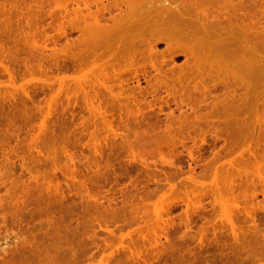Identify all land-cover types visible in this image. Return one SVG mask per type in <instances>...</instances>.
<instances>
[{
    "label": "rangeland",
    "instance_id": "rangeland-1",
    "mask_svg": "<svg viewBox=\"0 0 264 264\" xmlns=\"http://www.w3.org/2000/svg\"><path fill=\"white\" fill-rule=\"evenodd\" d=\"M2 1L3 3H1ZM9 1L10 0H0V6L4 7V9L3 7L2 9L0 8V49H6V52H4L5 54L3 53V50L2 54L0 55H4V60H2V62L5 63L0 64V264H264V240H262L264 238V192L262 191L264 190V185L261 184V182L257 179V176L260 177V175L256 174V176L254 174V172L256 173L255 170L259 168H256L255 165L259 166L258 163L262 161V158L260 157H264V152H262V150L264 151V146L261 145L262 143L255 144L254 142H251L250 149L251 151L253 150L252 152H247L246 150L244 151V148L241 151V148L238 147L240 144L237 147L236 145L231 146V149H229L230 146L227 147V143L226 148L228 149H226L223 146H225L224 144L227 142L225 135L227 136L228 129L225 131L226 129L221 127V130L217 131L207 130L206 133L204 132L205 134H196L197 131H193L191 128L192 130L190 129V131L193 132H190V135L184 134L185 137L182 136V133L180 132L182 136L180 137V140L187 142H185L187 144L186 148H184L186 144L185 146L183 144L184 147L181 146L182 144H179L180 146L177 145V147L173 148H167L165 145H162L161 149H154L155 146H151L150 144L147 145L146 141L148 137L145 136H149L150 133H153L149 129L150 127H147L149 122L150 124L151 122L155 124V122L161 120L160 128H162L158 129H160V132L162 130V134L157 128L156 129L161 134V136L163 135V129L165 128L163 123L165 122L164 124H167L165 114L170 112V109L167 107V105H165L166 103L164 101H170L171 107L174 109V116H178L181 114V111L185 112L186 110L188 112L186 111L185 113L190 114V117L194 116L192 115L193 112L189 107H195L196 104L194 105V102H196V98L197 100L198 97L204 98V94L199 96V93L194 91L196 95L194 96L192 91L194 89L192 86H190L191 101L190 103L188 101L187 103H189V105L183 106L181 110L175 108L176 106H174V103H172V99L170 98V100L167 97V90L165 91L164 88L159 90V93L156 94L157 96H155V98L149 94H147V96L141 95L140 97L136 93V103L139 102L142 107L143 111L141 112V118L142 120L144 119L146 124L144 121H139L142 125L140 124L138 127L134 121L135 119H133V115H131L127 120L124 117L127 123L129 122L128 129L130 131L128 132V129L124 128L125 123L122 127V124L118 122L114 124L115 127L113 126V128L118 131L117 134L119 133L117 136H115L113 131L111 132V129L107 128V126L101 121L100 117H95L94 119L93 114H91L87 108L89 107L90 109V101H93L92 98L95 100L97 94L100 97L104 92L100 83H98L99 85H97V83L94 85L93 83V87L90 85L92 84L93 79L96 77L98 79V76L101 75V73H99L100 75H96V71H93L94 68L95 70L98 68L97 72L100 70L103 74L102 67L99 69V64L102 65L101 62L103 63L109 56L104 58V61L102 58V60L100 59L98 62H95L97 58L92 59L91 57H88L89 55H85L84 59H86V57L91 59H87L86 62L82 61L83 63L79 61L77 62L79 64H76V58L79 55L82 57L84 53L86 54V50L84 51V47L82 45V36L79 34V28L72 26L73 24L70 23V19L73 16L71 17L68 14L69 22L67 18V20L61 18V11H64L65 8L67 10L69 9L68 11L70 12L71 10L74 11V9L77 8V0H65V3L63 2V4H61L62 2L58 3L61 5V8L55 3V0H53L54 2L52 0H45L44 7H47V13L51 14L55 8L58 10L60 9V11L55 9L53 12V17L46 16L47 13L46 15L44 14V17H42L44 20L41 18L42 21H39V25H37L36 28L32 26L36 24V17L34 18L33 16L35 13H37L35 11L36 6L39 4L37 0H22L23 2L11 0L12 4ZM34 3H36V6ZM75 6L76 8L71 9V7ZM94 9L96 10V7H94ZM94 9L92 8V10ZM28 17H31V19ZM27 18L28 20L34 21L35 24L32 22L29 25L32 28L26 27V25L28 26V24L25 23L28 21H26ZM51 18H54V20ZM18 21L19 24H17ZM8 22L9 25H7ZM48 22L51 23L49 24ZM74 27L77 31L74 29ZM24 29L25 31L27 30L32 33V36L34 32V37L32 38L30 33V35L25 34V36H23L25 33V31L23 32ZM43 29H46L47 31H44ZM40 31L43 35L40 33ZM62 31H64L67 36H63ZM36 34L40 37H38ZM26 35L28 36L26 37ZM60 35L62 36L60 37ZM51 36H54V40L51 39ZM28 37L29 39H34H30L31 42H37L35 43L38 47H40L39 50L37 47H35V44L34 47L32 45L29 46L26 44L25 41H27L26 38ZM76 37L78 40L81 39V42L75 40ZM20 38L21 40H24L25 38V43L22 41L24 44L20 42ZM46 42H48V45ZM45 44L47 45L46 47ZM164 45L165 44L163 43L159 44L157 49L160 51L165 49ZM28 46L33 48L34 51L31 48L28 50ZM15 49L18 51L16 52ZM43 49L45 51L41 52ZM56 50H58V52ZM80 50L82 51L83 55ZM61 51L62 53H60ZM15 52L17 54H15ZM13 57L18 60H14ZM166 57L169 61L168 57L170 56L166 54ZM160 58L161 57L159 56L158 60ZM0 59L2 58L0 57ZM73 59H76V61H73ZM184 60L185 59L183 56L177 57L176 63L181 64L184 62ZM72 62L75 63L73 64ZM120 63L121 64L118 66L117 64L115 66L118 68H116L118 72H120L121 69L122 72L125 68V65H123L122 62ZM4 65L8 66L11 73L6 72L7 70L4 69ZM32 65H34L33 67H35V70L37 69L36 71H33ZM54 65L58 67L55 68ZM72 65L75 68H73ZM79 65L82 67H79ZM2 66L4 67L2 68ZM25 66L28 68H25ZM29 67H32V70H30ZM126 67L128 66L126 65ZM79 68L82 69L80 70ZM89 68L92 69L91 72H95L94 78L90 77V75L93 76V74L90 73ZM128 68L125 69L127 73L130 69ZM24 69V73L21 72ZM125 70L123 73L124 78H128L125 76L128 75L126 74ZM26 71H29L30 73L27 72L28 74H26ZM24 74H26V76H24ZM13 75L15 77H13ZM48 75H50V78ZM9 77H12V80ZM37 77L40 78L37 79ZM101 77H103V75H101ZM87 79H89V81H87ZM97 79L96 82H98ZM74 81H76V84L79 82L78 86H83L82 88H84L87 93L86 91L85 94L82 92H77L74 95L75 88L79 90L78 87L74 86ZM61 82L62 85H60ZM70 83L73 87H71V89L69 88ZM132 83H130V87H133L134 85L135 87L137 86L136 81H133ZM140 83L141 87L145 90V87H147V82H145V80L142 78ZM51 84H53V86ZM110 84H113V82H110ZM55 88L59 91L56 92ZM136 90L138 91V89ZM70 91L72 93H69ZM52 92L54 93L52 94ZM59 92L60 94H58ZM56 95L57 97L54 100H58L54 101L55 103H53L52 98H54ZM207 97H211L210 93L207 95ZM156 98L158 99V102L155 100ZM187 98L188 96H186L185 99L188 100ZM151 100H155L154 106L152 105L153 102L151 103ZM123 101L126 102V99H121L120 102H113L118 108V105L120 107L122 106L121 103ZM145 101L146 103H143ZM52 103L54 105H52ZM86 103L89 105H85ZM94 104L96 105L97 101ZM144 104L145 106H142ZM146 104H148V106ZM150 104L151 106H149ZM44 107H46V109H44ZM159 107L164 109L163 113H159ZM130 108L135 110L134 105H131ZM118 109H116L117 111L114 116L117 117V119L121 114ZM48 110L50 111L51 115L45 116ZM122 115L125 116V113L123 112ZM44 116L47 117L45 118L46 120L44 119ZM88 118H93V121L89 120ZM141 118L139 120H141ZM157 118L159 119L156 121ZM43 120L46 121L45 126H47V128L44 126V129L42 128L41 130ZM95 120L97 121L95 122ZM174 125L177 129V123H174L173 126ZM130 126L132 128H130ZM258 126L259 125L256 124L257 128ZM259 128L261 129V127ZM124 130L126 131L124 132ZM194 130H196V128H194ZM222 130L224 131L222 132ZM257 130L255 129V134H258ZM218 131L220 133H217ZM262 131L264 134V127ZM120 132L128 133V135H126L127 138L126 136L124 137V133L123 136H121ZM177 132H179V129H177ZM177 132L174 133L175 136ZM185 132L186 131L184 130V133ZM225 132L227 133L225 134ZM230 133L231 130L229 129V134ZM259 133H261V137L263 138L264 135L262 132L260 131ZM191 134L192 136L195 135L197 138L195 137L196 139H194ZM164 135L162 137H164ZM214 135H218V137ZM138 136L143 137L139 138ZM178 136L180 135L178 134ZM201 139L206 140V144L202 143ZM195 140H197V142ZM137 141L140 143H137ZM196 143L197 145L195 146ZM253 144L260 146L262 149L260 150L259 147H255ZM128 145H133L131 150H129L127 147ZM54 146L57 147L58 150L54 149ZM146 148L149 152L145 151ZM46 149L54 152L52 153L54 155L50 153L52 156H47L49 153L45 151ZM189 150H193V159H191V156L187 154L190 152ZM133 151L134 153L132 154ZM215 151L218 152L215 153ZM157 153H160L161 155H158ZM178 154L181 156H178ZM163 155H165V157H163ZM253 156L255 160H259L257 161V164H252L255 161ZM70 157L72 158L71 160ZM205 157L206 159H204ZM238 157L240 160L238 159L236 161ZM166 158L167 162L165 161ZM205 162L207 164H205ZM249 162L252 163L249 164ZM262 162L264 163V161ZM166 163L172 166L169 168ZM212 164H214L213 167L211 166ZM260 166H262L261 163ZM245 167H249L248 170H246L247 168ZM211 168L212 170H210ZM263 168L264 165L262 168L260 167V171ZM249 169H253L254 172H252L253 170L250 171ZM246 171H248V173ZM241 174H244L245 176ZM262 174H264V169L261 175ZM165 175L170 179L165 180ZM231 176L234 178V181L230 179ZM91 177H95L96 184L94 183L95 180H92ZM251 177H253V179H251ZM221 178L227 182H230V180L234 182V184L231 182L232 184L229 186L231 191L228 189V183L226 181L221 182ZM216 179L220 182L216 181ZM235 179L237 185L235 184ZM239 179L242 180L240 181ZM213 182L215 184V188L212 185ZM223 182L226 184L223 185ZM218 183H222L221 186L224 188ZM81 185L84 186L82 187ZM4 186H6L8 190L6 187L4 188ZM212 188H214L215 191L212 190ZM237 188L239 191H237ZM244 188H246V190ZM218 190L221 191H219V193H221L223 196H227L229 193L228 199L231 198V201L235 202L236 199H238L237 205L239 204L240 207L238 206L233 208L231 204L230 207H226L231 208L232 206L234 209L231 211L232 217H235V219H233L236 220L234 221V224L236 225V234L232 232L230 229L231 226H229L225 221L226 218L223 215L224 211L221 213V209H217L219 208L218 206L220 204H223V202L221 203L219 199H216L219 198L218 196H220V194L217 193ZM89 192L91 194L90 196ZM92 192L96 195H94ZM214 193H216L218 196H216ZM233 197H235V200H233ZM216 201H220V204ZM197 202L202 205L198 204ZM224 203L226 204L227 202ZM155 205L157 207L158 205L159 207L161 205L160 211H162L163 214L161 215L163 216V219L168 222L166 224L168 229L166 225L163 223L161 224L160 221L159 223H156L158 218L155 214V210L159 208L155 207ZM225 206L223 205V210ZM196 207L199 210H197ZM238 209L241 212L238 211ZM219 211L220 213H218ZM247 211L250 214L252 213L253 216L251 214L250 216L252 217H249L248 213H246ZM153 217L157 219L155 220ZM207 217L209 218L208 220ZM220 220L221 222H219ZM239 224L241 225V228ZM160 225H163V227L161 226L163 229H161ZM216 225L219 226L217 227ZM237 226L239 227L236 230ZM150 227L155 229V231L150 229ZM112 230L113 233L111 232ZM163 231H165V234L167 232V237L164 236L165 234ZM156 235L159 236V240L161 242H155L154 238H156ZM70 255H73V257L70 258ZM66 257H68L67 261Z\"/></svg>",
    "mask_w": 264,
    "mask_h": 264
},
{
    "label": "bare ground",
    "instance_id": "bare-ground-1",
    "mask_svg": "<svg viewBox=\"0 0 264 264\" xmlns=\"http://www.w3.org/2000/svg\"><path fill=\"white\" fill-rule=\"evenodd\" d=\"M13 1H15V0H13ZM18 1L23 2L25 0H23V1L22 0H17L16 2H18ZM44 1L45 0H43V1L42 0L38 1L37 0V2L39 3L37 6H36V3H34L35 6H36V10L35 11L37 13H35V15L33 17L34 18L36 17L35 18V23L36 24L34 23L33 20H28V18H29L28 17L26 19V21L27 20L28 21L25 22L26 24H28V26L25 24L26 27L29 28L30 27L29 25L33 22V24H35V25L32 24L33 26L32 25L31 26L36 28L37 25H39L38 24L39 21L40 20L42 21V19H43L42 17H44V14L46 15V13L48 11V10H46L47 7L46 8L44 7L45 6ZM57 1H59V2H57ZM4 2H6V1H4ZM9 2L11 3V0ZM34 2H36V1H34ZM49 2H48V5H49ZM63 2L65 3V0H55V3L60 8H61V5L58 4V3L63 4ZM74 2H76V1H74ZM1 3H3V1ZM1 3H0V5H1ZM29 4H31V3H29ZM76 4H77V8H76V6L75 7H71V9L76 8V9H74V11L71 10V12H70V11H68L69 9L67 10L66 8L64 9L65 12L63 10L61 11V13H62L61 18L64 19V20L66 18L68 19L69 15L71 17L73 16L72 18L70 17L71 18L70 19V23L73 24L72 26H76V28H79L78 31H79V34L82 36V37L81 36L80 37L83 40V42H82L83 44L82 45L84 47V51L86 50V54L84 53V55H83L82 51L80 50L82 55H83L82 56L83 58L81 57V55H79L80 53L78 54L82 59L78 56L76 58L77 61H76V59H73V61L75 60L76 64H79L77 62H79V61L81 63L86 62L88 57H91L92 59L93 58H95V59L97 58L96 60L95 59L94 60H95V62H98V60H100V59L102 60V58H103V61H104V58H107L109 56L108 57L109 59L107 58V60H105L103 63L101 62L102 65L99 64V66H100L99 69H101V67H102L103 74H102V72L100 70H98L99 72H97L98 68H96V70L94 68V70H93V71H96V75L97 74L100 75L99 73H101V75H103V77H101V75L98 76V79L96 77L95 79H93V81H95V82L92 81V84L90 83L91 81L89 82L91 84L90 86H92V87L95 85V83H97V85H99L98 83H100V85L102 86L104 92H103L102 96H100V97L97 94V96L95 97L96 98L95 100H94V98H92L93 101H90V106L91 107H90V109H89V107H87V108H88L89 112L91 114H93V118L95 119V117L96 118L100 117L101 121L107 126V128L111 129L110 130L111 132L113 131L115 136H117L119 134V133L117 134L118 131L113 128L115 123H118V122L121 123L122 127H123V124L125 123L124 128L128 129L129 128L128 127V123L129 122L127 123L126 120L131 115L134 116V118H133V116H132V118L135 119L134 121L136 122V126H138V127L141 124V122H139V121H144V119L142 120V118H141V115H142L141 112L143 111L142 107L139 104V102L136 103V96H135L136 93L140 97H141V95H146L147 96V94H149V95H152L155 98V96H157L156 94L159 93V90L161 88H164L165 91L167 90L166 91L167 97L169 99L171 98L172 99V103H174V106H176L175 108L176 109L178 108V110H181L183 108V106H188L190 101H191V98H190L191 97L190 96L191 95V93H190L191 92L190 91L191 88H190V86H192V88L194 89V90H192L193 93H194V91H196V92L199 93V96L204 94V98L198 97V100H197V98H196V100L194 99L196 101V102H194V105L196 104L195 107H193V106L189 107V108H191V110L193 112L192 115H194V116L190 117V114L185 113L187 110L185 112L181 111V114L178 115V116H174V109H172L170 101L169 102H168V100L164 101L166 103L165 105H167V107L170 109L169 110L170 112L165 114V117H166V120H167V122H166L167 124H164L165 122L163 123V125H165V128L163 129L164 130L163 131V135L164 134H166V135H164V137H162L163 135L161 136V134H162L161 133L162 130L160 132V129L162 128V127L160 128V125H161L160 121L161 120L157 121L159 118L156 119L157 122H155V120H154L155 124L153 122H151V124H150V122H149L150 125L148 124L147 127L149 126L150 127L149 129L153 133H150L151 132L150 131L149 132L150 133L149 136H145V137H148V139L146 141L147 145L150 144L151 146H155L154 149L155 148L161 149L162 145L163 146L165 145L167 148H169V147L173 148V147H177V145L180 146L182 144L181 146L184 147L187 142L184 141V140H180V137H182V136L185 137L184 134L190 135V132L192 133L193 131H197L196 134H200V133L202 134L204 132L206 133L207 130L208 131H210V130H212V131L221 130V127H222L224 129H226L225 131H227V129H228V133L225 132V134L227 133V136L224 134L225 137H226V141H227V142L224 141L225 142V144H224L225 146L222 145L224 148H226L227 143H228L227 147L230 146L229 149H231V146H235L236 145V147H237L240 144L238 147L241 148V151L244 148L243 149L244 151L246 150L247 152H249V151L252 152L253 150L251 151V149H250V147H251L250 143L251 142L252 143L254 142L255 144H261L262 143L261 145L264 146V137L262 138L261 137V133H259L261 131L262 134H263L262 130H263V127H264V0H111V1L110 0H79V1L77 0ZM64 6H65V4H64ZM2 7L0 6L1 9H2ZM94 7H96V10L94 9ZM26 8H29V7H26ZM44 8H45V10H44ZM92 8L94 10H92ZM3 9H4V7H3ZM54 10L51 12V14L47 13L46 16L53 17ZM56 10L60 11V9L59 10L56 9ZM31 11H33V10H31ZM55 18H56V16H55ZM29 19H31V17ZM45 19H46V17H45ZM51 19L54 20V18H51ZM24 21H25V19H24ZM60 21H62V20H60ZM68 22H69V19H68ZM17 24H19V21L17 22ZM7 25H9V22L7 23ZM52 25H50V26H52ZM62 25H63V23H62ZM32 27H30V28H32ZM48 27H49V25H48ZM61 27H63V26H61ZM76 28L74 27L75 30H76ZM51 29H52V27H51ZM24 31H25V29L23 30V32ZM62 32H63L62 35L65 36L66 35L65 32L64 31H62ZM19 33H20V30H19ZM29 33L30 32L26 30L23 36H25V34H28V35L31 34V37L33 38L34 37V32H33V36H32V33H30V34ZM40 33H41V31H40ZM48 33H49V31H48ZM52 34H54V33H52ZM28 35H26V37ZM62 35H60V37ZM38 37H40V36H38ZM53 37L51 39H53ZM32 38H30V39H32ZM28 39H29V37L26 38L27 41H25V38H24V40H21V38H20V40H21L20 42H22V41L24 42L25 41L27 45H29V46L32 45L34 47V44L36 45L37 42L36 41L31 42V40L29 39L30 40L29 41ZM32 40H34V39H32ZM75 40L81 42V39L78 40L77 37H76ZM14 42H16V41H14ZM27 42L30 43V44H28ZM72 42H74V41H72ZM44 43H45V41H44ZM46 43L48 45V42H46ZM161 43L165 44L164 45L165 49L160 51L157 48H158V45L161 44ZM47 45L45 44V47ZM29 46L27 47L28 50H29V48H31ZM18 47H20V46H18ZM35 47H37L38 50L40 48L37 45ZM76 47H77V45H76ZM14 48H15V46H14ZM60 48H62V47H60ZM8 49H9V45H8ZM10 49H11V47H10ZM31 49L34 51L33 48H31ZM3 50L0 49V55L2 54V51H3V53L6 52V49H3ZM35 50H36V48H35ZM15 51H16V49H15ZM19 51H21V50H19ZM42 51H45V50L43 49V50H41V52ZM56 51L58 52V50H56ZM16 52H15V54H17ZM24 52H26V51H24ZM9 53H10V51H9ZM47 53H49V52H47ZM60 53H62V51ZM166 54L168 56H170V57H168L169 61L167 60ZM85 55L86 56L89 55V56L86 57V59H84ZM3 56H0L2 58V59H0V64H5L4 62H2V60H4ZM159 56L161 58L158 60ZM180 56H183L185 60H184L183 63L177 64L176 63V59H177V57H180ZM33 57H35V56H33ZM37 57H38V55H37ZM74 57H75V55H74ZM91 58H89L88 60H90ZM36 59H38V58H36ZM8 60H10V59H8ZM14 60H18V59L14 58ZM5 62H7V61H5ZM120 62H122L123 65H125V68L123 69L122 72H121L122 69L120 70V72H118V70H116L117 67H115L116 64H117V66L119 64H121ZM20 63H22V62H20ZM22 64H25V63H22ZM55 64H57V63H55ZM81 65H79V67ZM126 65L130 69L128 67H126ZM4 66H2V68ZM33 66L34 65H32V67ZM26 67L27 66H25V68ZM54 67L57 68L58 66L56 67L54 65ZM72 67H73V65H72ZM31 68L29 67L30 70H32ZM73 68H75V67H73ZM127 68L129 69L128 73L125 70ZM4 69L7 70L6 72L11 73L9 71L8 66H5ZM29 69H27V70H29ZM36 70H35V67H33V71H36ZM49 70H51V69H49ZM80 70H79V72H80ZM91 70L92 69H90V73L93 74V76L90 75V77L94 78L95 77L94 76L95 72H91ZM124 70H125L126 74H128V75H125L128 78H124V75H123ZM2 71H3V69H2ZM24 71H25V69L23 71H21V72L24 73ZM29 71H26V74H28L27 72H29ZM12 73H13V71H12ZM85 73H87V72H85ZM3 74H4V72H3ZM26 74H24V76H26ZM14 75H13V77H15ZM49 76L50 75H48V77ZM21 77H22V75H21ZM9 78L11 79L12 77H9ZM38 78H40V77H37V79ZM79 78H78V80H79ZM142 78L145 80V82H147V87H145V90L141 87V83L140 82H141ZM20 79H22V78H20ZM32 79H33V77H32ZM96 79L98 80V82H96ZM57 81H58V79H57ZM87 81H89V79H87ZM133 81H136V83H137L136 87H135V85L133 86L134 88L130 87V83H132ZM9 82H10V80H9ZM110 82H113V84H110ZM53 83H54V81H53ZM74 83H75L74 86L79 88V90H78L77 88L74 87L75 91H76L75 92L73 90L74 91V95L77 92H79V93L82 92V93L85 94L86 90L84 88H82L83 86L82 87L78 86L79 82L76 84V81H74ZM93 83H94V85H93ZM48 84H50V83H48ZM70 84H69V86H70L69 88L71 89L72 84L71 85ZM132 84H134V83H132ZM51 85L53 86V84H51ZM60 85H62V82H61ZM60 85H57V86H60ZM80 85H82V84H80ZM52 86H51V88H52ZM135 88L138 89V91ZM49 90H50V88H49ZM80 90H82V91H80ZM127 90H128V92H127ZM57 91H59V90L56 89V92ZM67 91H69V90H67ZM129 91H131V92H129ZM213 91L216 92V93H214ZM88 92H90V91H88ZM53 93L54 92H52V94ZM69 93H72V92L70 91ZM86 93H87V91H86ZM209 93H210L211 97H207V95H209ZM7 94H9V93H7ZM58 94H60V92ZM84 94H83V96H84ZM49 95H50V93H49ZM68 95H70V94H68ZM68 95H66V96H68ZM77 96H78V94H77ZM88 96H89V94H88ZM186 96H188V98H187L188 100L185 99ZM194 96H196L195 93H194ZM56 97H57V95L54 96V98H52L53 99L52 100L53 103H55L54 101L58 100V99L54 100V99H56ZM124 98L126 99V102L123 101L121 103L122 104L121 107L118 105V108H120V109H118L113 101H119L120 102L121 99H124ZM85 100H86V98H85ZM155 100L157 101L158 99L156 98ZM74 101H75V99H74ZM96 101H97V104L95 105L94 103H96ZM154 101L151 100V103L153 102L152 103L153 106H154V103H155ZM188 101H189V103H187ZM50 102H51V100H50ZM140 102H142V101H140ZM47 103H49V102H47ZM53 103H52V105H54ZM143 103H146V101L143 102ZM57 105H55V106H57ZM85 105L88 106L89 104L86 103ZM131 105H134L135 110H132L130 108ZM146 105L148 106V104H146ZM142 106H145V104L142 105ZM149 106H151V104ZM44 109H46V107H44ZM116 109H118L120 111V113H121V114L118 113V114H120L119 115L120 118L118 117V119H117V117H114L115 113L117 111ZM163 110L164 109L160 108L159 113L160 112L163 113ZM48 111L45 114V116L46 115L47 116L51 115L50 111L49 112ZM123 112L125 113V116H123L124 114L122 115ZM45 116H44V119L47 118ZM139 116H140L141 120H139L140 119ZM124 117L126 118V120H125ZM93 118H90V119L88 118V119L92 120ZM86 119H87V116H86ZM160 119H161V117H160ZM45 120L42 121L43 124L41 126V130H42V128L44 129V126L46 125V121ZM96 121L97 120H95V122ZM112 122H113V124H112ZM162 122H163V120H162ZM173 122L177 123L176 127H177V129H179V132H177V129L175 128V125L173 126V124H174ZM255 122H256L257 125H259L258 128L256 127ZM144 123H145V121H144ZM90 124H92V123H90ZM45 127L47 128V126H45ZM259 127H261L262 130ZM130 128H132V127L130 126ZM133 128H134V126H133ZM156 128L157 129L160 128L158 130H159V132L161 134L157 131ZM191 128L193 129V131H190ZM194 128H196V130H194ZM120 129H121V127H120ZM182 129H184L186 132L184 133V130H182ZM229 129L231 130L230 134H229ZM255 129L256 130L258 129L257 132H258L259 135L257 133H256L257 135L255 134ZM180 130H182V131H180ZM125 131L126 130H124V132ZM127 131L129 132L130 130L128 129ZM223 131L224 130H222V132ZM44 132H45V130H44ZM52 132H53V130H52ZM124 132H122V133L120 132L121 136H123ZM143 132H144V130H143ZM175 132H177L176 136L174 134ZM180 132L182 133V136H181ZM217 133H220V132L218 131ZM178 134L180 136H178ZM228 134H229V136H228ZM126 135H128V133H124V137ZM191 136H192V134H191ZM214 136H216V135H214ZM138 137L141 138L143 136H138ZM165 137H167V138H165ZM188 137H190V136H188ZM192 137L194 139L197 138L195 135L192 136ZM206 137H207V135H206ZM216 137H218V135ZM126 138H127V136H126ZM184 139H187V138H184ZM129 140H130V138H129ZM201 140H202V143H205V141H206L204 139H201ZM201 140H200V142H201ZM195 141L197 142V140H195ZM113 142H115V141H113ZM135 142H136V140H135ZM140 142H141V140H140ZM140 142L137 141V143H140ZM133 144H135V143H133ZM144 144H145V142H144ZM183 144H184V146H183ZM193 144H194V142H193ZM255 144H253V145H255ZM196 145H197V143L195 144V146ZM215 145H217V144H215ZM219 145H220V143H219ZM132 146L133 145H128L127 147L129 148V150H131ZM256 146L257 145H255V147ZM186 147H187V144H186V146L184 148H186ZM257 147H259L260 150L262 149L260 146H257ZM53 148L57 149V147H55V146ZM226 149H228V148H226ZM198 150H199V148H198ZM45 151H47L49 153V154H47V156L49 155V157H50V155L52 153H54L52 151H49V149H46ZM45 151L43 150L44 153H45ZM65 151H67V150H65ZM145 151H148L147 148H146ZM192 151L187 153V154H189L191 156V159H193L192 158L193 157ZM254 151H255V149H254ZM216 152H218V151H215V153ZM262 152H264V151L262 150ZM40 153H42V152H40ZM133 153H134V151L132 152V154ZM232 153H230V154H232ZM137 154H139V153H137ZM163 154H165V153H163ZM169 154L174 155L172 153H169ZM254 154H252V155H254ZM52 155H54V154H52ZM158 155H161V154L159 153ZM165 155H163V157H165ZM260 155L263 156L264 154L263 155L260 154ZM178 156H181V155L178 154ZM227 157H228V155H227ZM239 157L236 159V161L239 159ZM214 158H215V156H214ZM214 158H212V159H214ZM260 158H262L261 160L264 161V157H260ZM71 159L72 158L70 157V160ZM204 159H206V157ZM242 159H244V158H242ZM253 159L255 160L254 156H253ZM166 160H167V158L165 159V161ZM200 160H201V158H200ZM210 160H211V158H210ZM52 161H53V159H52ZM168 161H169V159H168ZM206 161H208V160H206ZM257 161H259V160L257 159L254 162L252 161L253 163L249 162V164H251V163L252 164H255V163L257 164L258 163ZM262 161H260L258 163L259 166L255 165L256 168L259 167L257 169L255 168L256 169L255 170L256 173L254 172L253 169H251V170L249 169V170L250 171L253 170L252 172H254L255 175L259 174L261 178L256 175L257 179H258V181L261 182V184L264 185V174L261 175V173H263V169L264 168L261 169V171H260V167L262 168V166L264 165V163ZM194 162H196V161H194ZM260 163H261L262 166H260ZM169 164H170V162H169ZM205 164H207V163L205 162ZM237 164H238V162H237ZM213 165L214 164H212L211 166L213 167ZM168 166L170 168L172 165L171 166L168 165ZM190 166H191V164H190ZM207 167H208V165H207ZM226 168H227V166H226ZM245 168H247V167H245ZM248 168L246 170H248ZM240 169H241V167H240ZM148 170H147V173H148ZM210 170H212V168ZM224 170H226V169H224ZM242 170H243V168H242ZM30 171H31V169H30ZM160 172H161V170H160ZM244 172H245V170H244ZM246 172L248 173V171H246ZM240 173H239V175H240ZM244 174H241V175H244ZM228 178H230V177H228ZM232 178L233 177L231 176L230 179L234 181V178L233 179ZM93 179L95 180L94 183L96 184L95 177L92 178V180ZM107 179H109V178H107ZM166 179L168 180L170 178H167V176H166L165 180ZM221 179H222L221 182L222 181H226V180H223V178H221ZM237 179H238V176H237ZM251 179H253V177H251ZM231 180H230V182L226 181L228 183V189H229V186H231L230 184H232V183L234 184V182H232ZM239 180L241 181L242 179H239ZM239 180H238V182H239ZM216 181L220 182L217 179H216ZM228 181H229V179H228ZM169 182H170V180H169ZM247 182H251V181H247ZM215 183H217V182H215ZM223 183H224L223 185L226 184L225 182H223ZM83 184H85V183H83ZM158 184H159V181H158ZM221 184H219V185L221 186ZM235 184H236V179H235ZM212 185L214 187V185H215L214 182H213ZM250 185H252V184H250ZM81 186L83 187L84 185H81ZM5 187L6 186H4V188ZM221 187H223V186H221ZM214 188H212V190L215 191ZM248 188H247V190H248ZM6 189H7V187H6ZM244 189L246 190V188H244ZM81 190H82V188H81ZM100 191H102V190H100ZM219 191L220 190H218L217 193H219ZM229 191H231V190L229 189ZM237 191H239V189ZM262 191L264 192V190H262ZM83 194H84V192H83ZM93 194L96 195L95 193H93ZM214 194L216 195V193H214ZM219 194H220V196L216 195V196L219 197V198H216V199L217 200L219 199L221 201V203L223 202V204H220V201H218L220 205L218 204L219 208H217V209H219V210L221 209V211H222L221 213H223V211H224L223 215L227 219V220L225 219V221L227 222V224L229 226H231L230 229L232 230V232H234L236 234V231H235V226L236 225L234 224V221H236V220H234L235 217H232V211L234 210L233 208L239 206V204L237 205V203H238L237 200L238 199H236V201L234 202V201H231L232 200L231 198L228 199V197H229L228 194L229 193L227 194V196L224 195L225 197L221 193H219ZM7 195H9V194H7ZM90 195L91 194L89 192V196ZM101 195H102V193H101ZM157 195H158V193H157ZM215 195H214V197H215ZM89 196H88V198H89ZM232 196H234V195H232ZM10 197H11V195H10ZM235 197H236V195H235ZM235 197H233V200H235ZM162 198H163V196H162ZM221 198H222V200H221ZM237 198H238V194H237ZM93 199H96V198H93ZM124 200H125V198H124ZM130 200H131V198H130ZM211 200H212V198H211ZM239 200H241V199H239ZM199 201H200V199H199ZM125 202H123V203H125ZM224 202H227V203L225 204ZM84 203H86V202H84ZM202 203H203V201H202ZM228 203H229V205H228ZM198 204H200V203H198ZM230 204L233 206V208H232V206H231V208H226L227 206L230 207ZM233 204H235V205H233ZM200 205H202V204H200ZM223 205L224 206L226 205L224 207V210L222 209ZM155 207H157V206L155 205ZM157 208H159V209L155 210L156 211L155 214H156L158 219L154 218V217H153V219H155V220L157 219L158 220L156 223H159V221H160L161 224L163 223V224L166 225L168 222L165 219H163L162 211H160L161 205H160V207L158 205ZM162 208H164V207H162ZM245 208H246V205H245ZM245 208H243V209H245ZM227 209H229V210H227ZM239 209H238V211H240ZM162 210H164V209H162ZM197 210H199V209L197 208ZM165 211H166V209H165ZM218 213H220V211ZM246 213H248V211ZM251 214L248 213L249 217L253 216V214H252V216H250ZM209 215H210V213H209ZM216 216H217V214H216ZM219 216H220V214H219ZM102 217H103V215H102ZM94 218H96V217H94ZM153 219H152V221H153ZM208 219L209 218L207 217V220ZM253 219H254V217H253ZM219 222H221V220ZM208 223H209V221H208ZM202 224H204V223H202ZM215 224H217V223H215ZM161 226L163 227V225H160V227ZM216 226L218 227L219 225H216ZM152 227H150V229L154 228V227L153 228ZM162 227H161V229H163ZM166 227H167V225H166ZM217 227H216V229H217ZM238 227L239 226L236 227V230L238 229ZM164 228H165V226H164ZM240 228H241V225H240ZM167 229H168V227H167ZM153 231H155V229H153ZM111 232L113 233V230ZM163 233L165 234V231H163ZM166 234H167V232H166ZM166 234L164 236H166ZM158 235H156V238H154L156 243L161 242L159 240V236ZM261 235H262V233H261ZM198 236H200V235H198ZM236 237H237V235H236ZM262 240H264V238ZM151 241H153V240H151ZM151 243H153V242H151ZM72 257H73V255L70 258H72ZM67 258L68 257H66V261H67ZM71 261H73V260H71Z\"/></svg>",
    "mask_w": 264,
    "mask_h": 264
}]
</instances>
